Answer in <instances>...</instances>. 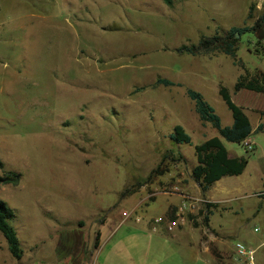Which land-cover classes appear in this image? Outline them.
<instances>
[{"label": "rangeland", "instance_id": "obj_1", "mask_svg": "<svg viewBox=\"0 0 264 264\" xmlns=\"http://www.w3.org/2000/svg\"><path fill=\"white\" fill-rule=\"evenodd\" d=\"M258 1L0 0V176L22 177L2 186L0 199L15 212L10 223L24 252L13 258L0 233V264H97L121 236L122 264H198L193 251L206 216L213 238L228 237L229 253L214 250L221 261L237 242L253 246L250 235L235 232L255 210L241 197L264 189V133L253 135L250 153L223 141L230 156L249 161L244 176L226 177L206 194L227 201L189 196L196 147L220 136L201 122L186 91L202 94L231 127L220 90L234 100L244 70L264 73V28L262 39L239 37L244 68L217 49L196 57L178 50L253 27L264 16ZM159 79L181 87L158 86ZM177 126L191 144L171 141ZM168 196L179 204L156 224ZM184 197L198 203L184 213L183 233L158 237Z\"/></svg>", "mask_w": 264, "mask_h": 264}, {"label": "trees", "instance_id": "obj_2", "mask_svg": "<svg viewBox=\"0 0 264 264\" xmlns=\"http://www.w3.org/2000/svg\"><path fill=\"white\" fill-rule=\"evenodd\" d=\"M168 5L173 4V0H164ZM251 18V14L249 15ZM264 28V16L259 18L255 25L251 28H233L227 36L214 37L212 39H202L199 45L185 46L178 50L180 54H188L190 56H202L203 53L208 54L214 49L219 50L226 56L231 57L234 63L240 67L244 66L238 60L237 52L240 39L236 37L238 33L240 36L246 33H253L260 39L263 38L262 32ZM158 86L166 88L181 87L167 79H159L156 83ZM242 90H249L251 92L264 94V73L257 71L250 73L244 70V73L239 77L235 86L234 92L238 93ZM187 96L195 103V109L201 122L211 124L219 133L220 138L211 139L204 144L196 147V156L198 165L192 171L193 180L199 185L202 192H207L215 183L227 176L241 175L248 165V160L245 158H230L228 151L222 140L228 143L241 145L243 141L252 135V126L244 109L237 106L231 97L229 91L225 88L220 90V95L226 103L228 109L233 115L234 124L231 127H223L220 117L216 114L214 108L204 99L202 94L188 89ZM258 132H264V125L258 127ZM171 141L177 145L191 144V137L185 132L181 126L175 128L171 135ZM0 167L3 164L0 161ZM21 175L14 172H7L0 176V189L2 186H18L21 182ZM124 196V195H123ZM207 209L215 207L207 204ZM15 218V212L8 206L6 202L0 199V233L5 238L8 249L13 258L21 260L23 257V250L15 228L11 225V221ZM206 226L209 224V217H205ZM101 233L98 232L94 249H98L100 245Z\"/></svg>", "mask_w": 264, "mask_h": 264}, {"label": "crops", "instance_id": "obj_3", "mask_svg": "<svg viewBox=\"0 0 264 264\" xmlns=\"http://www.w3.org/2000/svg\"><path fill=\"white\" fill-rule=\"evenodd\" d=\"M234 100L233 102L244 109L245 114L248 116L249 120H250V116L252 115L253 117H255L257 119V125L254 128L253 124L251 123L252 126V135L249 137L250 140H252L254 142V140L252 139L253 135H255L258 132V127L263 124L264 125V94H259V93H255V92H251L249 90H242L238 93L234 94ZM242 98H249V100H251L250 103L248 102H244L242 100ZM253 101V103H252ZM234 124V119L232 122V125ZM264 133V132H262ZM224 141V140H222ZM224 143V142H223ZM255 143V142H254ZM229 156L230 153L228 152ZM230 158H234L232 156H230ZM249 164V161H248ZM198 165V164H197ZM248 167V165H247ZM244 170V172L239 175V176H227V177H242L244 176L246 170ZM226 177L222 178L220 181H218L217 183H215L212 187H215L217 184L224 182L223 180H225ZM193 182L191 180V183L189 182L186 186L187 189H185V193L188 194L189 196L198 199L200 201H206V202H212L211 199H208L206 197V194H208L209 190L207 192H202L201 188V192L202 194H196L197 192L195 191L194 187H193ZM196 183V182H195ZM211 187V188H212ZM196 194V195H195ZM177 196V195H175ZM166 201L163 202V204L161 205V208L157 209L156 212L159 213V216H156L157 218L156 220H163L165 218H167V213L170 209L171 206H177L179 204V202H177L176 200L172 199L171 196L166 197ZM178 201H180L179 196H177ZM241 198H248L254 201V213L252 214L251 218L248 219L247 222H243L242 225H240L238 232H235V234L237 233V235H241L239 234L243 232V234H247L250 235L253 240H254V244L253 246L248 245L246 242H242L244 244H246L247 246L254 248V249H258V254H257V263L258 264H264V189L260 190H252L250 192H248L247 194L244 195V197ZM240 197L237 198V201L241 200ZM236 200V199H235ZM227 200H221L220 202L216 201V202H212L214 204H222ZM154 203H158V199L156 202ZM150 210V206L146 207V211L147 213ZM211 222L205 226L206 228H202L200 230H202V238L200 240V244L197 247V251H193V254L195 255V257L198 259H202L203 262L201 263H208V264H228V258L231 257L233 253H230L229 256H224L222 255L223 259L221 261V259H219L216 256V253L214 252V250H216L217 252H220L222 254L224 253H229L226 251V248H222L225 247L228 237L226 236H214V238L212 237L211 234L206 235L205 231L206 229H209V231L212 233H216V231H214L211 226H210ZM152 231L154 228H151ZM255 229H259V232H255ZM181 232L183 233V231L180 230H175L174 232H169L166 227H162L160 230L156 231L158 232V237L160 238H170L171 234H177V232ZM141 234V233H138ZM174 235V236H175ZM205 235V237L207 238V240H205L203 238V236ZM211 235V236H210ZM216 235V234H215ZM162 236V237H161ZM216 237V238H215ZM172 238V236H171ZM101 239V238H100ZM114 240H112L113 242ZM212 243H214L215 247L212 245ZM236 244V243H235ZM101 250V249H100ZM100 260V259H98ZM97 260V264H122V236L119 239H116L113 242V246L112 249H108L107 253L105 254V256L103 257V259L101 261Z\"/></svg>", "mask_w": 264, "mask_h": 264}, {"label": "built area", "instance_id": "obj_4", "mask_svg": "<svg viewBox=\"0 0 264 264\" xmlns=\"http://www.w3.org/2000/svg\"><path fill=\"white\" fill-rule=\"evenodd\" d=\"M264 4V0H259L256 3L257 8H261ZM247 153L254 152L256 144L250 140L249 138L243 141L241 144ZM178 190L177 188L175 189ZM184 201L182 202L179 212L177 214V218L173 221H170L167 225V229L169 232H174L175 230H178L179 227L184 226L186 223V220L184 218V213L187 211H192L197 206V201L194 199H190L187 197H184ZM161 220H156V224H161ZM255 232H259V229H255ZM206 235L211 234L209 229H206L205 231ZM257 254L258 249L251 248L247 246L246 244L242 242H237L234 246V254L228 258V264H258L257 263ZM198 264H208V263H198Z\"/></svg>", "mask_w": 264, "mask_h": 264}, {"label": "water", "instance_id": "obj_5", "mask_svg": "<svg viewBox=\"0 0 264 264\" xmlns=\"http://www.w3.org/2000/svg\"><path fill=\"white\" fill-rule=\"evenodd\" d=\"M236 37H237V38H239V37H240V35L237 33V34H236Z\"/></svg>", "mask_w": 264, "mask_h": 264}]
</instances>
